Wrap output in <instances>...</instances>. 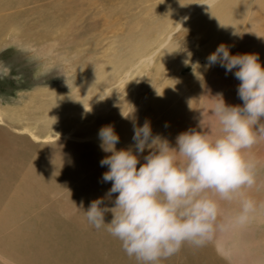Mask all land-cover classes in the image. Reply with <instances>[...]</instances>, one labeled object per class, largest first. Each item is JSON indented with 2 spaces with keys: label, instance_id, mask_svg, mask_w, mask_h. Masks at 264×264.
I'll return each mask as SVG.
<instances>
[{
  "label": "rangeland",
  "instance_id": "374dc122",
  "mask_svg": "<svg viewBox=\"0 0 264 264\" xmlns=\"http://www.w3.org/2000/svg\"><path fill=\"white\" fill-rule=\"evenodd\" d=\"M205 1L207 0H78V2L58 0L57 6H52L51 2L47 6H43L42 2L25 5L24 8L27 6L32 8L34 14L37 10L54 14L50 18L52 29L46 33L37 30L40 28L37 26L40 20L36 15L30 14L29 18L23 13L15 15L14 22L20 25V30L10 32L7 36L0 34V143L7 144V148H15L22 159H18L17 166L13 167L15 174L0 201V219L5 213V200L9 199L11 193H16V190H20V197H17L22 202L20 204L30 203L31 198L38 199L33 203L38 204L36 209H42L65 205L68 193L71 194L79 186L94 183L91 181L93 179L95 183L101 182L102 173L107 170V166L105 169L99 161L108 153L103 152L99 147L100 141L95 130L98 125L113 124L114 131L119 136L117 149L133 144V125L139 126L146 120L150 122L153 134L166 137L173 145L175 137L190 128L199 131L200 126L213 134L219 133L218 124L214 117L209 115L210 109L218 100L215 95L222 93L228 105H242L236 92L239 81L232 72L226 73L219 63L208 66V62L202 58L201 51L208 47L209 42L198 43L199 37L192 33L194 31L192 28H189L192 21L191 24L188 22L181 28L177 22L193 5L197 6ZM219 1L222 3L228 1L227 4L225 3L227 6L232 0H217L216 2L221 5ZM218 4L215 5L216 9L224 8L223 5L218 6ZM252 4L251 0L244 11L238 12L241 13L240 17H244L239 18L238 24L247 21V30L249 34L251 33L250 40L244 38L247 36L245 29L237 30L234 33L236 47L230 44L228 50L231 54L236 50L238 52L236 51L235 54L257 53L261 66L264 67V51H255L262 44L264 46V25L258 20H250ZM58 8L61 9L56 11ZM195 15H198L197 10ZM197 18L201 19V16ZM194 23L192 25L195 27L197 22ZM27 32L32 35H26ZM229 33L227 32V35ZM169 36L168 45L160 48L161 41ZM158 48L160 49L155 54L154 51ZM88 55L93 57L92 63L85 66L80 64L81 68L78 66L74 74L65 71V60L76 64ZM149 56L152 58L151 66L143 62V59ZM166 56L169 58L166 59ZM196 66L200 68L198 70L200 74L193 79ZM133 67L134 70L124 83L135 82L136 73L140 71L139 75L143 74V76L139 78L137 88H132L133 84L129 88L128 84H123L121 89L118 88L120 87L117 85L118 79L123 78L124 72ZM78 70L82 71L78 72ZM95 71L101 75L98 76ZM105 75H108V78L100 85ZM95 76H98V79ZM89 77L93 79L89 80ZM112 78L114 81L111 80ZM85 80L88 82V88H93L91 90L98 85L102 86L100 91H103L104 86L110 82L108 88L114 94L105 110L109 118L101 117L99 111L95 112L99 109L87 115L80 112V106L78 105V108L76 106L77 102L72 109H67L62 102L61 97L73 95L80 86L82 88ZM96 80L100 82L97 83ZM52 89H57L58 97H52L53 94L50 93ZM39 90L48 93L50 97L47 98L48 105L52 106L55 102L58 108H63L58 115L51 114L55 110L53 107L41 106L35 100L34 95ZM131 93L134 97L130 105L119 111L121 115L114 112V119L110 120L109 111L124 105ZM106 103V101L101 103L100 108ZM45 106L50 110L44 108ZM74 119H76L75 125L80 127L77 132L74 131L75 126L70 124ZM105 120L110 122L106 123ZM49 129L51 134L59 132L61 135L53 136V140H46L45 135L50 133L47 131ZM85 129L90 130L84 131ZM245 155L255 162L254 184L244 189V194L254 201V208L246 223L233 225L229 223L228 218L238 210L239 199L219 202L221 215L218 217V223L222 227L204 243L213 256V264H264V140L246 149ZM54 156L65 157L61 162L62 168L72 172L67 175L68 180L65 185L58 184V186L52 180L53 184L42 186L45 189L40 186L42 188L40 190L39 184L35 187L33 185L32 190L27 191L25 184L29 177L50 168L52 164L45 168L44 165L56 159ZM84 156L90 157L89 161ZM78 162L80 164H77ZM82 163H85V167H81ZM73 170H77L78 173ZM77 181L80 182L79 185ZM30 182L33 183L31 180ZM44 182L47 183V180L44 179ZM106 183L101 188L104 195ZM9 191L11 192L8 193ZM92 196L99 197L96 192L92 193ZM72 198L71 201L68 198L70 212H74V207L78 206L76 203L78 200ZM108 200L111 205L112 198ZM27 212L22 214L24 217L20 219L21 221L15 219L13 225L10 224L12 229L18 223L25 221ZM5 226L0 230V264H26L11 253L9 246L2 244L8 237L6 233L11 230V226L10 228ZM219 241L223 246L225 245L224 248L227 249L225 251L229 250L224 251L225 254L224 252L221 254L216 247Z\"/></svg>",
  "mask_w": 264,
  "mask_h": 264
},
{
  "label": "clouds",
  "instance_id": "9594fccd",
  "mask_svg": "<svg viewBox=\"0 0 264 264\" xmlns=\"http://www.w3.org/2000/svg\"><path fill=\"white\" fill-rule=\"evenodd\" d=\"M92 59L88 55L76 64L65 60L64 69L74 74ZM207 62L219 63L239 81L236 92L242 105H228L222 93L215 95L209 115L219 126L218 134L190 128L173 145L153 134L146 120L133 125V144L117 149L119 136L111 124L97 132L100 149L108 153L99 161L107 166L102 180L111 181V187L86 210L82 204L75 207L91 226L106 227L139 264H159L186 242L201 246L210 240L222 227L220 201L239 199L238 210L228 218L233 225L246 223L253 211L254 201L244 189L254 184L255 162L246 158L245 150L264 140V67L257 53L230 54L224 44ZM113 193L109 207L104 201ZM106 213H111L107 222Z\"/></svg>",
  "mask_w": 264,
  "mask_h": 264
},
{
  "label": "bare ground",
  "instance_id": "6f19581e",
  "mask_svg": "<svg viewBox=\"0 0 264 264\" xmlns=\"http://www.w3.org/2000/svg\"><path fill=\"white\" fill-rule=\"evenodd\" d=\"M56 1L58 2V0H0V34H2L3 36H7L10 32H15V31L20 30V25L18 26V24L16 22H14V18L16 17L15 15H18V13L26 14L25 17L30 16V14L36 15L37 18H39V20H40V22L37 24V26L40 28L37 29V27H36V29L39 30L41 33L49 32L52 29L50 18L53 17L54 14L51 12H43V11H39V10L35 11V14H34L32 11V8H27L28 6L26 8H24V6L29 4V3H35V2L36 3L42 2L41 4L43 6H47L51 2L52 6L53 5L57 6ZM74 1L78 2V0H73V2ZM216 1L217 0H207V1H205L202 4H199L197 6H195L196 5L195 4L185 14H183V17L181 19H179V21L176 20L178 22V25L180 28L182 27V25H185V24L187 25L188 22H190V24H191V21H192V24H195L194 21L197 22L195 27L192 24L190 27L189 26H187V27H189L190 29L192 28V30H194V31H192V33H194L196 36L199 37V39H198L199 44L200 43L202 44L204 41L209 42L208 47H206L203 51H201L202 58L206 61H207L208 55L210 53H212V51L215 50L216 47L220 44H224L226 47H228L230 44H233L236 47L237 42L234 41V38H235L234 33L237 30L245 29L247 36L244 38H246V40L248 39V41L250 40V36H251V33L249 34L248 30H247V26H248V24H246L247 21H243L241 24H238L239 20H240L239 18L243 17V16L240 17L241 13L239 14L238 12H242V10L247 7V4L251 0H232V1H229V4L227 6L225 5V3L226 4L228 3L227 0H225L227 2H225V3L223 2L224 4L221 1H219L220 4L222 3L221 5H219ZM215 2L218 4V6L223 5L224 8L220 9V10H218V8L216 9L217 6L215 7V5H217V4ZM252 2H253V4L251 7V13L249 15L250 20L251 21L258 20L261 22L262 25H264V0H252ZM36 5H38V4H36ZM212 5H214V6H212ZM69 6H70V4H69ZM59 9H61V8H58L56 11H58ZM196 10H197V14H198L197 16L195 15ZM69 13H71V12H69ZM207 13H209V14L206 15ZM202 14H204V17H206V18L202 17ZM246 14H247V12H246ZM246 14L244 13V15H246ZM198 16H201V19H198L197 18ZM245 20H246V18H245ZM33 23L36 24V22H33ZM25 31H26V29L24 30V32ZM227 32L228 33L230 32V33L227 35ZM25 34L29 35L31 33L27 32ZM195 35H194V37H195ZM169 38H170V36L165 38L163 41H161L160 48H164L168 45ZM153 40H155V38ZM237 41L240 44L239 40H237ZM243 42L245 43V41H243ZM153 43H154V41H153ZM156 43H158V41ZM160 48L155 50L154 53L156 54V52L159 51ZM259 50L264 51L263 44L259 49H255L256 52H259ZM236 51H235V53L238 52V51L237 52ZM151 56H152V54H151ZM151 56L143 59V62H145L147 66L152 65ZM167 57L168 56H166L165 58L167 59ZM140 58H142V57H140ZM162 58H163V55H162ZM134 68L135 67L130 68L129 70H126L124 72V77L118 79L117 85L120 86L118 88L121 89V86L123 87V84H125V85L128 84V88L133 84L132 88H137L138 80H139V78H141L143 76V74L139 75L140 71H138V73H136V77L134 80L135 82L124 83L125 79L130 77ZM199 69L200 68L198 66H196V68L194 70V76L192 77L193 79L196 78V76L199 77V74H200V71L198 74ZM101 70H102V68H101ZM81 71L82 70H78V72H81ZM116 72H117V70H116ZM96 74H98V72H96ZM96 74H94V75H96ZM99 75H101V73L98 74V76ZM103 75H104V73H103ZM111 76H113V75H111ZM97 77L95 76V78H97ZM90 78L91 77H89V80L93 79V78H91V79ZM102 78H103V80L100 83V85L105 83L106 79L108 78V75H105ZM102 78H100V80ZM87 79H88V77H87ZM113 79L114 78H112L111 80H113ZM115 79H117V77ZM100 80L99 81L96 80L97 83H99ZM86 81L87 80H85V83H83L82 88L80 86L73 95L61 97L62 102L67 107V109H72L73 107H75V102H77L76 106H77V108H78V105L80 106V112H83V114L85 113L87 115H89L90 113H93L95 109H99V110H95V112L99 111L101 117L104 116V118H109L108 116H106L107 112L105 110L109 106L111 99L113 97V94H114V92L112 94L111 89L108 88L110 85V82L106 86H104L103 91L102 90L100 91L102 86L100 87V85H98L97 88H95L94 90H91L93 88L89 89L88 88V82H86ZM192 81H194V80H192ZM93 83H96V82H93ZM118 88H116V89H118ZM56 90L57 89L50 90V93L53 94L52 97L59 95L56 92ZM46 93H47L46 91L39 90L34 95L35 100L38 103H40L41 106L48 105V102H47L48 99L47 98H50V97H48V93L47 94ZM123 96H125V95H123ZM34 97H32V98H34ZM44 97H45V99H44ZM133 97L134 96H132V93H131V96H129L126 99L124 105H121L120 107H117V109H113V110L109 111V116H111L110 120L114 119V117H113L114 112H117V114L119 113V115H121L119 111H122V108L124 109L126 106H129ZM55 99H56V97H55ZM105 101L107 103L103 104V106H104L103 108H100L101 103H104ZM48 106L50 107L51 105H48ZM46 107L47 106H45L44 108H46ZM49 107H47V108H49ZM51 107H53L55 109L51 112L52 115H58L59 111L63 110L62 107L58 108L57 103H55V102L52 104ZM102 109H104V112H102ZM41 110H42V108H41ZM49 110H50V108H49ZM66 112H67V110H66ZM63 114H65V113H63ZM62 116H64V115H62ZM47 117H49V116H47ZM47 117H46V119H47ZM33 119H35V118H33ZM110 120H105V121H106V123H108V122H110ZM42 121L43 120L41 119V122ZM116 122H118V119ZM125 122H126V120H125ZM125 122L123 124H125ZM75 123H76V119H74V121H70V124L72 126H75L74 131L77 132L80 127L76 126ZM44 124H46V122ZM51 125H53V124H51ZM102 126H104V124L98 125L97 127H95L96 132H98V130ZM45 127H46V125H45ZM86 130H90V129H85L84 131H86ZM95 130L93 132H95ZM47 131H49L50 133L48 135H45L46 140L52 139L53 136L61 135V133H59V132H57L55 134H51V129H49ZM94 134H96V133H94ZM0 147H3V148H0V201H1L3 198V195L6 193L5 190L7 189L8 185L10 184L9 183L10 180L12 179V177L15 174V170L13 169V167L17 166L18 159H22V158L19 154V151L14 150L15 148L14 149L13 148H7L8 147L7 144L0 143ZM21 153H23V152L21 151ZM69 154H71V153H69ZM54 157H56V159H54L53 161H50L48 164L44 165V168H45L47 165L52 164V166L50 168H48L44 171H41L32 177H29L27 184H25L27 191L29 189L32 190L33 185H34V187H35V185H39V184H40L39 187L40 186L41 187L42 186H48V185H51V183L53 181H55V183L57 185L58 184L65 185V183L68 180L67 175L72 174V172L66 171V169L62 168L63 166L61 165V162H62V160H64L65 157L64 158L59 157V156H54ZM84 157L86 158L87 161H89L90 157H88V156H84ZM68 161H72V160H68ZM83 162H85V161H83ZM141 162H143L142 159H141ZM71 164H73V162ZM77 164H80V163L78 162ZM84 164L85 163H82L81 167L82 166L85 167ZM6 166H11V167H6ZM72 169H74V167ZM105 169H106V167H105ZM78 170H79V168H78ZM73 171H77V170H73ZM77 173H78V171H77ZM44 179L47 180V183L44 182ZM30 180L33 183H31ZM69 181H70V179H69ZM91 181L92 182L94 181V183H89L88 186H83V185L79 186L71 194L68 193L66 195L67 196V198H66L67 202L65 205L63 204L62 206L55 205V206H51V207H47V208H42V209L37 208L36 209L38 204L33 203V202H36L38 199L32 200V198H31L30 203H27V204L24 203V205H22V204H20V202H21L20 198H17L19 196L20 190H16V193H14V194L11 193L9 199L5 200V204H6L5 213H4V216L2 217V219H0V230H2L5 225H6L5 227L11 226L10 225L11 223L13 225V221L15 219L21 221L20 219L24 217V216H22V214L26 211H28L26 213V216L27 217L29 216V217L26 218V216H25V218H26V219L24 218L25 221H22V223H18L17 226L13 227V229L11 226L10 232L8 234L6 233V236H8V237L6 238V236H5L6 240L4 242H2V244L6 247L9 246L11 248L10 249L11 253L15 257H18L19 260L23 261L26 264H139V262L137 261V259L135 257L129 256L124 252V250L121 247L120 241L118 239H116L115 237H113L106 230V227L102 226L101 228L97 229V228L91 226L90 224H88L86 222L84 214L81 211L77 210L76 207H80L81 204L83 205V208L86 210L87 207L89 206V203L97 198V197L95 198L94 196H92V193L96 192L97 196H99V197L105 196L102 192L103 189H101L104 187L105 182L102 180L101 182L98 181L97 183H95V179H93ZM29 182H30V184H29ZM78 182L79 181H77V184H78ZM101 185H102V187H101ZM41 187H40V190L42 188H44V187H42V188ZM110 187H111V181H108L106 183L105 192H107V190ZM10 192L11 191H9L8 193H10ZM115 195H116V193L111 194V198L114 199ZM72 197H74L75 200H78V202H76L78 206L74 207V212H70L69 206H68V204H69L68 198H69V201H71L73 199ZM23 198H22V200H23ZM104 203L107 204L109 207H111L108 199H106L104 201ZM19 204L22 206H20ZM110 219H111V213H106L105 214V222L109 221ZM222 244L223 243L221 241L216 243V247H217L218 251L221 252V254L225 250H227L226 248H224L225 245L223 246ZM228 251H225V252H228ZM3 252H5V251H3ZM225 252L223 254H225ZM159 264H213V256L210 254L209 248L207 246H205L204 244L201 246H194V245L186 242L181 246V248L176 253H174L173 255H170L168 257L162 258L159 261Z\"/></svg>",
  "mask_w": 264,
  "mask_h": 264
}]
</instances>
